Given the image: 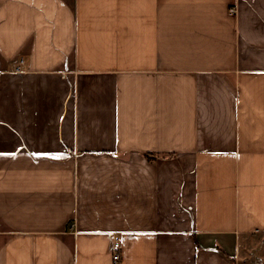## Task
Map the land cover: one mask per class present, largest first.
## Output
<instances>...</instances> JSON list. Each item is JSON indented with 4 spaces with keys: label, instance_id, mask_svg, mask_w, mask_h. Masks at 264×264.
Masks as SVG:
<instances>
[{
    "label": "crops",
    "instance_id": "0c3cea01",
    "mask_svg": "<svg viewBox=\"0 0 264 264\" xmlns=\"http://www.w3.org/2000/svg\"><path fill=\"white\" fill-rule=\"evenodd\" d=\"M0 264H264V0H0Z\"/></svg>",
    "mask_w": 264,
    "mask_h": 264
},
{
    "label": "built area",
    "instance_id": "2783aa9c",
    "mask_svg": "<svg viewBox=\"0 0 264 264\" xmlns=\"http://www.w3.org/2000/svg\"><path fill=\"white\" fill-rule=\"evenodd\" d=\"M119 246H120V243L119 242H115L114 243V247L115 248H118ZM119 257H120L119 252L118 251L114 252V254H113L114 260L117 261L119 259Z\"/></svg>",
    "mask_w": 264,
    "mask_h": 264
},
{
    "label": "trees",
    "instance_id": "16d2710c",
    "mask_svg": "<svg viewBox=\"0 0 264 264\" xmlns=\"http://www.w3.org/2000/svg\"><path fill=\"white\" fill-rule=\"evenodd\" d=\"M149 157H151V156H149Z\"/></svg>",
    "mask_w": 264,
    "mask_h": 264
}]
</instances>
